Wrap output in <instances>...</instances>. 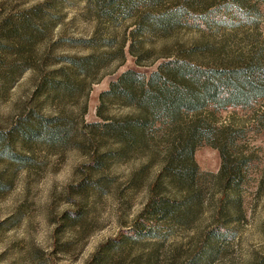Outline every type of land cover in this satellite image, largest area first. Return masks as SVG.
I'll list each match as a JSON object with an SVG mask.
<instances>
[{"label": "rangeland", "instance_id": "1", "mask_svg": "<svg viewBox=\"0 0 264 264\" xmlns=\"http://www.w3.org/2000/svg\"><path fill=\"white\" fill-rule=\"evenodd\" d=\"M171 61L264 66V0H0V264H264V99L179 116L216 130L197 168L161 115L106 128Z\"/></svg>", "mask_w": 264, "mask_h": 264}, {"label": "trees", "instance_id": "2", "mask_svg": "<svg viewBox=\"0 0 264 264\" xmlns=\"http://www.w3.org/2000/svg\"><path fill=\"white\" fill-rule=\"evenodd\" d=\"M101 1H106L108 5H112L118 2L128 4L130 0ZM173 15H158L154 18L153 27L158 29L167 24L180 22L179 18L173 17ZM213 21L216 22V19L212 20L209 17L187 19V22L204 29L208 28L207 26ZM139 76L132 71L123 74L118 83L112 86L110 94L115 95L122 90L125 95L132 96L135 90L132 89L134 88V80L138 79ZM140 83L141 86L134 98L137 97L139 105L140 101L143 104L144 115L138 117L137 120L126 119L122 122L111 123L106 128L112 127L119 134L133 138L137 130L143 132L152 118L161 115L164 120H170L171 125L179 126L178 142L183 153L181 155L184 156L185 161H190L197 168L194 153L205 140L211 143L212 135L217 137L216 130L202 119L193 117L192 121L185 123L187 121L180 120L179 116L198 113L210 104L220 109H225L228 106L245 108L253 99H264V66L251 62L232 69L210 71L194 67L187 62L171 61L164 64L161 70L152 74L147 83L144 81ZM215 148L220 152L222 159L221 175H224L235 158L226 148L219 146ZM244 163L241 162L238 167L240 168ZM181 180L184 183L189 182L188 178H181ZM184 198L188 202L189 196Z\"/></svg>", "mask_w": 264, "mask_h": 264}]
</instances>
